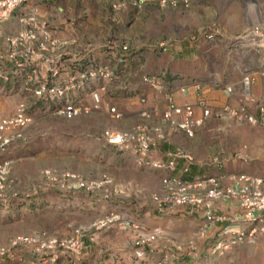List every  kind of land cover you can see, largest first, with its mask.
Here are the masks:
<instances>
[{"label": "rangeland", "instance_id": "obj_1", "mask_svg": "<svg viewBox=\"0 0 264 264\" xmlns=\"http://www.w3.org/2000/svg\"><path fill=\"white\" fill-rule=\"evenodd\" d=\"M108 1L24 0L0 21V52L6 51L7 38L23 27L20 17L28 12L30 6L38 7L37 20L46 22L53 31V36L59 41L57 52H65L62 58L81 52L94 53L109 40L129 42L139 47L160 38H173L174 45L166 50L177 45V50H181L186 46L184 52L197 54L186 64H197L204 78L213 74L221 76L222 84H213L212 87L222 89L223 83L232 85L233 93L230 95L235 101L233 103L225 98L213 105L206 96L214 112L224 105L243 107L260 120L251 123L227 114L211 115L196 128L192 137L181 135L176 142L187 151L193 150L197 161L212 166H215L216 159L225 165L230 159L243 161L234 157L236 152L246 157L243 163H264V115L260 110L264 107V71L257 76L250 73L251 67H247L242 74L241 68L227 69L225 62L226 55L239 57L243 53L264 51V44H258L264 43V0H178L175 6L180 7L174 12L163 9L160 4L150 12L134 8V4L128 6V0H111L110 5ZM255 28H259L258 35H246L248 30H257ZM241 67L245 66L241 64ZM8 80L1 77L3 82ZM13 80L16 78L11 82ZM219 92L225 95L223 91ZM5 95L9 96L12 111L8 108L9 111L2 113L1 117L11 114L20 101H25L33 114L32 122L23 129L26 139L14 142L31 145L33 152L11 161L6 182L0 190V245L8 244L9 239L18 234H35L41 240L55 236L72 242L56 251L54 261L49 251H37L35 245L19 244L15 248L16 257L0 264H153L149 262L150 257L138 261L132 255L131 241L140 233L138 229L124 226L121 220L96 227L93 223L101 216L55 211L49 207V201L58 195L50 181L53 170H70L87 179L107 176L110 182L105 184V189L109 192L120 190L115 191L116 200L122 201L134 221H140V213L151 207L150 195L159 190L162 175L149 172L145 174L147 179L143 180V187H138L135 184L138 177L100 160L95 152L106 149L105 145H108L98 138L102 130L108 127L126 129L136 121L122 119L123 115L112 119L105 104L89 113L66 119L53 110L45 109L42 102L37 103L38 99L32 93L12 91V94ZM105 100L107 104L117 106L109 96ZM47 171L52 174L48 176ZM131 186L138 187L135 191L138 196ZM99 194L100 191L96 190L88 195L95 198ZM27 197L37 201L38 205H22ZM166 237L165 245L169 252L175 251L174 244L188 250L194 241L196 256L181 252L178 264H184L188 257L194 258L188 264H264L262 237L254 243H240L214 254L208 251L213 237L208 242L199 243L195 237L184 239L175 234H166ZM75 240L78 242L74 243Z\"/></svg>", "mask_w": 264, "mask_h": 264}, {"label": "built area", "instance_id": "obj_2", "mask_svg": "<svg viewBox=\"0 0 264 264\" xmlns=\"http://www.w3.org/2000/svg\"><path fill=\"white\" fill-rule=\"evenodd\" d=\"M23 1L0 0V21ZM177 3L178 0H159L162 7L175 6ZM37 13L38 7L30 6L28 12L20 17L23 27L7 38V49L0 54L1 77L6 80L24 78L29 85L25 89L28 86L29 91L38 99L37 103L42 102L45 109L53 110L66 119L94 111L102 104L107 106L112 119H119L123 115L122 111L115 104H107L105 98L116 93L134 96L141 104L138 112L141 119L126 129L105 128L98 138L119 151L128 150L135 163L143 168L164 170L159 190L150 195L154 209L165 213L176 206H191L202 210L205 220L210 223L223 219L222 215L212 209L215 199L236 200L242 211L240 220L246 226L229 224L220 229L208 250L209 254L220 253L240 243H254L264 237V176L239 172L231 176L233 185L223 187L220 186V178L216 174L185 178L171 173L177 158L183 159L184 172L189 169V164L194 159L191 152L182 146L177 145L174 149L167 150V160L152 155V150L157 149L173 133L179 132L186 137H192L196 128L211 115L227 114L231 118H244L251 123H258L260 120L257 115L247 113L243 107L231 108L229 105L221 106L214 112L203 93L201 80L196 77L183 80L177 87L181 92L188 91L193 94L194 101L177 102L175 90L170 88L171 81L177 78V74L164 68L140 74L138 85L133 86L125 78L132 54L130 46L124 42L109 40L103 44L102 58L84 51L62 58L65 52L56 50L59 41L53 36V31L46 22L37 20ZM258 29L248 30L246 35H258ZM210 36L211 34L208 35ZM173 40L158 39L145 43L144 46L165 51L173 45ZM140 85H147L160 94V108L147 105V96L140 89ZM232 89V85L225 86L228 94ZM28 109L27 103L20 101L11 114L0 118V190L6 182L12 163L7 151L12 143L24 140V137L26 139L23 129L32 122L33 114ZM260 110L261 115H264V107ZM156 114L159 115L160 122L153 121ZM234 157L246 161L241 153H234ZM53 172L54 175L47 171V175L52 174L50 181L53 189L61 194H91L99 190L100 194L95 199L112 203V207L93 225L103 227L112 221L121 220L124 226L140 231L131 241L135 260L142 261L153 256V264H172V259L181 252L191 256L197 253L194 241H191L188 250L182 245L174 244L175 251L169 252L165 245L168 238L164 230L159 226L145 228L143 224L134 221L126 212L127 208L122 201L116 200L115 191L120 190L109 192L105 189V184L110 182L107 176L87 179L70 170ZM236 220L233 217L230 221ZM71 242L55 236L41 240L35 234H18L10 238L8 244L0 245V262L14 259L15 248L19 244H31L35 245L37 251H49L53 256L51 260L54 261L56 251L68 247ZM77 242L75 240L74 243Z\"/></svg>", "mask_w": 264, "mask_h": 264}, {"label": "crops", "instance_id": "obj_3", "mask_svg": "<svg viewBox=\"0 0 264 264\" xmlns=\"http://www.w3.org/2000/svg\"><path fill=\"white\" fill-rule=\"evenodd\" d=\"M128 1L130 2L128 6L130 4H134L133 6L134 8L137 9L143 8L145 10H149L150 12L158 8L159 5L158 0H128ZM180 1L182 0H179V2ZM110 2L111 0L108 1V4ZM179 7L180 6L178 7L165 6L163 7V9L167 8L171 12H174ZM127 44L131 47L130 50L132 55L128 62V73L125 78L133 86L138 85L140 74L154 72L164 68L166 70H170L171 72L177 74V78L173 79L170 85L171 90H175L174 94L177 102H184L187 100L194 101V96L190 92L188 91L181 92L177 90L178 85L183 80L192 77H196L201 80L202 84H204L205 86L206 96L209 102L212 103L213 105L223 102L225 98L230 99L232 103L235 102L234 99L232 100L231 97H229V95L225 91V86L227 85L226 83H223L222 89L212 87L213 84H217V83L222 84L221 76L217 74L216 75L213 74L211 76H207L209 78H204L201 75V71L199 70L197 64L194 65L186 64V61H191L193 60L194 57H197V54L195 53L193 55L191 51L184 52V49L187 50L186 46H183L181 50H177V46H178L177 45L169 50L160 51V50L148 49L145 46H139V47L137 45L134 46V44L129 42H127ZM0 46H1V24H0ZM140 49L141 51H139ZM93 54L98 56L99 58H102L104 51L102 47H100ZM240 55L241 56L239 57L236 55L225 56L227 69L233 67L240 70L241 68V73L243 74V72L245 71V69H247V67H251L252 70L250 71V73H254V75L257 74V76L258 74L264 71V51L251 52L249 54L243 53ZM232 62L235 64V67L232 64ZM241 64L244 65L245 67L242 68ZM0 73H1V66H0ZM26 85H28V82L25 80L22 81V77H16V80H13L12 82L11 79L8 80V82H3L1 81V75H0V117L2 113L6 114V112L9 111L8 108L10 109L12 108L10 105L11 101L9 99V96L5 94H12V91L31 93L28 89L29 85L27 86V89H25ZM140 89H142L144 94L147 96V105L149 107L158 106V108H160L162 106L159 93L152 90L147 85H140ZM219 90L223 91L225 95H221ZM1 94L3 95L1 96ZM109 97L113 100V102L117 104L118 108L122 110L123 112L122 119L127 118L129 122H135L141 119V116L138 113L141 104L134 96L128 97L116 93L112 97L111 96ZM153 121L160 122V117L158 114L153 116ZM181 135L184 136L179 132L171 134L167 140L162 141V143L158 146L157 149L152 150V155L154 157H159L161 159L167 160L169 157L166 155V151L170 149H174L177 145H179L176 142V139ZM30 146L31 145H19L18 143H14V144L12 143L7 152L8 155L11 157V159L14 160L20 156L33 152L32 150L33 148L32 146L31 147ZM105 148L106 149H102L101 151L95 150L99 159L102 161H106L109 164L117 165L124 172L132 174V176L138 177L135 179L136 180L135 184L138 187L141 188L143 187L144 185L143 180L147 179L145 174L147 175L149 172L151 173L155 172L157 174L162 175L164 173L163 169H147L137 165L128 150L119 151L112 145H105ZM189 152H191L194 158L189 164V169L186 172H184L182 168L183 159L177 158V160L175 161V167L173 168L171 173L185 178H193L208 174H216L220 178L219 181L220 186L223 187L233 185L234 181L231 178V176L239 172H248V173L264 176V163L262 161L261 163L256 161L249 164V163H243V161L236 162L237 161L236 159H230V161H228V163L225 165V163L219 164L220 160L216 159L214 160L215 164L213 163L215 166H212L201 162V160L197 161L193 150H190ZM227 158H230V156H228ZM138 173H140V175H137ZM131 178H135V177H131ZM129 183L132 185L130 181ZM138 187L134 188L133 186H131V189H133V193L135 194V196H138V194H136L135 192L138 191ZM66 200L67 202H65ZM49 204L51 210L68 211V212L76 211L81 215H90L93 217L102 216L109 208L112 207L111 202L97 200L85 192H80L73 198H67V199L55 195L52 197V200L49 201ZM150 204L151 207L149 209L145 208V210H143L142 213H140L141 220L138 221L139 223L144 224L148 228L159 226L168 235L169 234L180 235V237L184 239L195 237L197 238L198 243L201 241L208 242L210 241L211 237H213L214 240L220 229H222L226 225L234 224V225H239L240 227L246 226V223H242V220H240L242 216V211L238 203L234 199H229V198L215 199L212 203V209L214 210L215 213L222 215L223 219L220 221L210 222V223H208L205 220L202 210L195 209L191 206H186V205L176 206L175 208H172L171 210L165 213H160L154 209V205L151 200H150ZM37 205H35L34 207H36ZM61 205H63L64 207ZM135 214L137 216L140 215L139 213H135ZM10 215L12 216L13 214ZM233 217H235V219L237 220L231 222L230 220ZM207 223L209 224L208 226H206ZM185 234L187 235L185 236ZM196 254L194 256H196ZM179 259L180 256L172 259V264H178ZM193 259H194L193 257H188V260H186L184 264H188V262L193 261ZM153 260L154 257L152 256L150 257L149 262L152 263Z\"/></svg>", "mask_w": 264, "mask_h": 264}, {"label": "trees", "instance_id": "obj_4", "mask_svg": "<svg viewBox=\"0 0 264 264\" xmlns=\"http://www.w3.org/2000/svg\"><path fill=\"white\" fill-rule=\"evenodd\" d=\"M131 48V47H130ZM186 172V171H185ZM58 193V195L61 197V198H65V199H67V198H73L74 196H76L77 194H79L80 192H74V193H69V194H61L60 192H57ZM86 193V192H85ZM20 200H21V198H20ZM65 202H67V200L65 201ZM28 205V206H32V205H37V202L36 201H34L33 199H31V198H29V197H27V199H25V202H22V205Z\"/></svg>", "mask_w": 264, "mask_h": 264}, {"label": "bare ground", "instance_id": "obj_5", "mask_svg": "<svg viewBox=\"0 0 264 264\" xmlns=\"http://www.w3.org/2000/svg\"><path fill=\"white\" fill-rule=\"evenodd\" d=\"M231 93H233V91H232ZM231 93H230V94H231ZM227 94H228V93H227ZM230 94H228V95H229V97H231V95H230ZM47 111H48V110H47ZM143 226L145 227V225H144V224H143Z\"/></svg>", "mask_w": 264, "mask_h": 264}]
</instances>
